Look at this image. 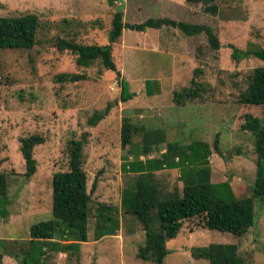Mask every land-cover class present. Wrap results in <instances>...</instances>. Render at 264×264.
<instances>
[{
    "label": "rangeland",
    "instance_id": "rangeland-1",
    "mask_svg": "<svg viewBox=\"0 0 264 264\" xmlns=\"http://www.w3.org/2000/svg\"><path fill=\"white\" fill-rule=\"evenodd\" d=\"M116 10L127 25L166 18L208 26L219 48L212 50L203 33L185 36L165 26L143 32L122 29L111 45V59L128 92L134 95L121 103L114 72L103 69L99 61L87 68L78 67L73 55L55 47L57 38L107 44ZM24 14L38 18L34 46L27 51L0 50V174L6 181L4 214L0 216L1 264H18L3 247L18 251L28 238L29 227L51 218V176L67 170V144L84 133L81 168L86 175V191L93 181L96 184L88 204L87 241L80 243L76 253L52 255L47 264H152L137 258L143 232L119 205L130 175L121 172V156L129 149L136 152L133 146L120 147L124 117L146 131L159 130L165 142L186 144L193 139L211 145L217 135L220 154L212 153L208 159L211 182H227L236 199L250 196L255 169L253 140L239 130V125L245 114L264 117V109L237 100L251 71L263 66L264 60L250 56L236 61L230 57V47L239 51L248 44L264 48V0H231L221 5L215 16L205 13L202 5L184 0H120L112 6L105 0H0V17ZM194 70L199 73L194 75ZM61 73L80 74L84 80L57 82L55 76ZM191 79L202 86L198 97L184 98L183 104L176 105L173 93L194 88ZM145 82L157 92L155 95L144 93ZM108 104L106 115L94 127L88 126L93 112L102 111ZM29 135H39L44 141L34 147L35 172L26 177L18 139ZM139 142L137 133L132 144ZM163 150L161 144L150 156L157 157ZM177 175V170L161 171L156 178L167 192H180ZM99 203L116 210L118 227L114 237H102L97 242L93 226ZM253 210L254 224L241 237L206 230L198 218L183 221L176 237L165 244L168 254L162 264H208L189 254L191 248L208 244H235L243 264H264V200L254 199Z\"/></svg>",
    "mask_w": 264,
    "mask_h": 264
},
{
    "label": "trees",
    "instance_id": "trees-1",
    "mask_svg": "<svg viewBox=\"0 0 264 264\" xmlns=\"http://www.w3.org/2000/svg\"><path fill=\"white\" fill-rule=\"evenodd\" d=\"M120 0H105L108 6ZM231 0H184L186 4L203 6V11L212 16L219 12V7ZM234 0H232L233 2ZM238 0H236L237 2ZM234 10L236 7L233 8ZM162 26L179 30L185 36L203 33L209 47L216 51L219 43L211 29L205 25L187 24L166 18L146 19L140 24L122 23L119 10L113 13L110 29L107 33V44H80L73 40L57 38L55 47L59 52H68L74 56L78 67L87 68L94 61H99L102 68L114 72L119 82L118 101L125 103L134 95L129 93L125 80L121 78L111 59V45L120 37L122 29L143 32L146 29H159ZM38 18L34 14L0 17V50H30L35 44ZM248 44L244 51L230 47V57L236 61L241 58L254 57L264 60V48H251ZM194 75L198 70H194ZM57 82H77L84 80L80 74L61 73L55 76ZM145 82L144 93L152 96L153 91ZM191 79L194 87L181 88L174 92L172 101L181 105L184 98L194 100L198 97L201 84ZM242 105L260 106L264 109V65L254 68L246 80V87L238 95ZM110 105L102 111H95L87 124L94 127ZM134 125L128 117L121 120L120 147L133 146L136 152L126 151L122 155L121 172L127 175L125 187L120 194V209L124 215L136 220L143 232V245L137 250V258L162 264L168 254L165 244L176 237L182 222L198 218L202 228L209 231L229 233L241 237L254 224L253 200H264V117L243 116L239 125L241 132L252 137L254 161V179L249 197L236 199L227 182L212 183L208 159L212 153L220 154L218 136L215 135L211 145L200 140H189L188 143L165 142L159 130H151ZM140 133V142L132 144V137ZM86 133L79 140H70L67 144V170L52 174L51 218L33 224L28 229V238L19 245V250H8L6 255L18 264H47L52 255L77 252L80 243L87 241V217L89 213L90 193L96 184L92 182L89 192L86 191V175L82 170V148ZM39 135H29L18 139V152L24 163V176L34 174L36 162L33 158L34 147L43 143ZM164 144V150L157 157L146 158ZM144 157L143 161L137 159ZM133 161L129 162L128 157ZM163 169L177 170L181 190L167 192L156 178V172ZM6 200V181L0 174V216L4 214L3 202ZM111 205L99 203L94 209L93 238L114 236L118 221ZM193 259L206 260L208 264H243L237 256L235 244H208L204 247H193L189 252ZM2 255L0 254V264Z\"/></svg>",
    "mask_w": 264,
    "mask_h": 264
},
{
    "label": "crops",
    "instance_id": "crops-1",
    "mask_svg": "<svg viewBox=\"0 0 264 264\" xmlns=\"http://www.w3.org/2000/svg\"><path fill=\"white\" fill-rule=\"evenodd\" d=\"M156 93H157V92H154V95H155ZM206 143H207V142H206ZM129 152H130V149H129ZM161 152H162V151H161ZM153 153H154V152H153ZM153 153H152V154H153ZM152 154H150V155H152ZM150 155H148L149 157L147 156L146 158H149V159H150V157H151ZM151 158H153V157H151ZM140 161H143V160H140ZM161 171H164V172H171V171H173V170H166V169H163V170H161ZM161 171H159V172H161ZM156 173H158V172H156ZM177 176H178V175H177ZM114 236H115V235H114ZM114 236H111V237H114ZM98 241H99V240H97V242H98ZM167 243H168V242H167ZM167 243H166V244H167Z\"/></svg>",
    "mask_w": 264,
    "mask_h": 264
}]
</instances>
